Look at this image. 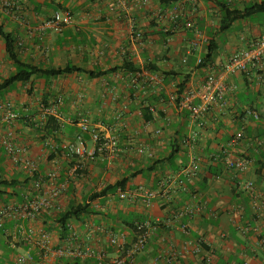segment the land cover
Returning <instances> with one entry per match:
<instances>
[{
  "label": "crops",
  "instance_id": "0c3cea01",
  "mask_svg": "<svg viewBox=\"0 0 264 264\" xmlns=\"http://www.w3.org/2000/svg\"><path fill=\"white\" fill-rule=\"evenodd\" d=\"M2 1L0 25L16 40L18 56L24 62L41 68L69 65L110 72L96 78L85 72L53 78L34 76L5 90L0 95V169L4 177L21 182L32 178L2 144L6 135L25 145V158L38 165L44 177L42 193L61 182L69 183L68 191L56 199L61 211L124 176L132 175L126 190L136 191L142 186L157 189L166 180L181 177L182 169L197 155L203 166L198 178L186 181L185 187L152 204L147 205L140 198L122 199L119 192L92 202L91 215L71 221L80 242L113 256L112 232L150 221L160 226L153 230L149 244L138 258L139 264H156L159 253L169 254L173 248L180 252L184 264H206L208 252L213 264H264L263 248L257 247L255 254L248 252L256 245L255 235L243 236L238 231L239 224L253 219L244 183L258 180L259 165H264V145L260 149L257 145L259 140L264 142V85L240 74L225 75L223 66L231 54L264 34V12L253 11L264 0H20L24 8L18 19L11 17ZM223 4L248 14L222 30L227 21ZM58 10L70 11L72 22L60 31L40 32L38 28ZM198 31L203 39L195 48ZM211 42L216 46L215 52L206 61ZM126 63L132 69L157 73L164 84L147 77L137 89L131 88L129 78L133 71L125 69ZM153 66L155 70H150ZM113 69L117 71L111 72ZM15 71L6 41L0 35V84ZM209 74L225 77L229 88L224 98L226 105L206 112L200 125L190 124L188 113L178 111L170 97L177 95L178 86L184 82L187 88L181 96L199 89ZM106 81L115 86L112 93L103 87ZM58 102L59 110L65 114L86 116L103 136L118 137L120 156L97 154L80 159L40 142L31 123L45 126L47 110ZM6 104H11L19 115L11 123L4 122ZM140 109L144 116L138 115ZM147 110L150 114L145 113ZM123 111L127 118L119 121ZM255 113L260 115L259 120ZM145 114L151 117L150 125L146 124ZM62 128L59 139L82 144L77 141L78 128L71 136L68 130L72 126ZM159 129L161 133L156 132ZM242 129L245 135L236 153L250 158L251 167L244 173L227 172L222 176V168L209 170L207 158L220 153ZM130 134L136 138L130 140ZM85 143L89 150L94 148L89 136ZM140 147L147 148V153L138 152ZM59 164L64 167L59 179H49L47 175ZM80 164L83 173L76 175ZM3 190L8 194L0 198V206L24 203L38 192L33 181L18 187L19 195L11 189ZM241 205L245 210L239 214ZM57 213L55 209L43 210L34 220L19 214L9 218L5 225L12 230L13 237L6 238L0 231V264H16L18 255L27 253L33 254V264H75L73 257L53 254V250L66 246L67 238L56 221ZM183 223L190 226L189 233L179 229ZM41 228L51 234L50 248L43 251L39 246ZM201 237L209 244L202 254H195L193 248ZM186 244L190 246L188 250L184 249ZM92 262L98 264L96 260L85 264Z\"/></svg>",
  "mask_w": 264,
  "mask_h": 264
},
{
  "label": "built area",
  "instance_id": "2783aa9c",
  "mask_svg": "<svg viewBox=\"0 0 264 264\" xmlns=\"http://www.w3.org/2000/svg\"><path fill=\"white\" fill-rule=\"evenodd\" d=\"M13 19H18L23 11V4L20 0H3L1 3ZM72 22V14L67 10H58L54 13L52 18L44 22L38 29L40 32L47 30L60 31L64 25ZM203 39L201 31H198L197 38L193 43L196 48ZM225 75L240 74L245 76L249 81L256 82L258 85H264V34L252 41L250 45L233 54H231L223 63ZM119 78V74H115ZM149 77V79L157 82L160 85L164 84V79L157 73L151 71H136L130 74L131 88L137 89L142 80ZM106 91L112 93L114 85L110 81L103 83ZM163 87V86H162ZM229 91L226 85L225 77L209 74L202 86L196 90H190L179 98L178 94L170 97V103H173L178 111L187 112V118L190 124L200 125L201 121L209 110L216 106L226 105L225 95ZM169 99V98H168ZM164 101H167V99ZM169 104V103H168ZM61 102H58L54 108L47 110L48 115H53L59 124L63 126H75L79 129L77 141L82 143L77 145L71 140L64 139H48L47 145L52 149H59L65 151L68 156L77 155L80 159L95 157L97 154L105 155L109 158H117L121 154V143L116 136H103L98 128L92 126L91 120L86 117H74L65 114L59 110ZM152 110V108H151ZM4 122L11 123L19 118L17 112L12 108L11 104H6ZM139 116H144V110L138 111ZM254 117L259 120L260 115L255 113ZM127 118L125 111L118 116L119 121H124ZM146 124L150 125L151 120H147ZM161 133V130H157ZM245 135V129L235 135L231 141L225 146L222 151L216 155L209 156L206 160L208 168H222L220 176L227 172L244 173L252 165V160L247 156H239L236 153L237 147L241 144ZM89 136L90 140L94 142V148L89 150L86 146V138ZM130 140L136 138L135 134L129 135ZM2 144L5 146L7 152L12 156L13 161L22 166V168L32 175L34 178L35 190L38 191L33 196V199L27 200L24 203L11 202L4 206H0V231L6 238H12V230L5 225L6 221L14 215H21L27 220L37 219L39 214L43 211L55 209L61 212L60 207H57L56 199L66 193L69 189L68 182H61L57 186L51 188L48 192L42 193L44 177L39 172V167L36 163L31 162L25 158L26 146L19 144L12 140L9 135L2 137ZM258 148L263 147L264 142L259 140L257 142ZM193 149L196 146L193 144ZM140 153H147V148L140 147ZM78 165L77 168L82 167ZM76 168V169H77ZM64 167L59 164L54 171L47 176L49 179H59L61 171ZM75 169V170H76ZM203 166L197 155H194L192 162L185 166L181 173L182 176L177 179L166 180L157 189H150L147 187H140L136 191L119 190V195L122 199L140 198L145 204H152L158 198H165L177 188L185 187L186 181H191L201 174ZM244 190L247 198L251 203L253 210V219L238 225V231L243 236L250 234L255 235L256 245L248 248V252L256 253L257 247L264 249V165H259L258 180H248L244 183ZM245 210L241 205L239 207V214ZM62 226V225H61ZM160 225H156L150 221H142L137 223L129 230L119 232H112L110 234V244L113 246L114 255H109L108 252L97 250L96 248L84 246L80 242L78 231L74 225L69 222L62 226L67 233L66 246L53 250V254L57 257L70 256L80 262L88 260H96L98 264H139L138 258L140 254L146 249L152 238V232ZM179 229L185 233L190 232V226L186 223L179 224ZM22 230L18 231L21 233ZM40 236L39 246L41 251L50 248L51 234L48 230L41 228L38 230ZM209 242L205 237L199 238V242L194 246L193 253L202 254L203 250L207 248ZM189 244L184 246L185 250L189 249ZM204 261L206 264H213L214 259L208 252L205 255ZM34 256L32 253L20 254L17 257L16 264H33ZM156 264L164 262L165 264H184L182 256L178 250H173L169 254L159 253L155 258ZM232 264V263H230ZM239 264H249L243 262Z\"/></svg>",
  "mask_w": 264,
  "mask_h": 264
},
{
  "label": "trees",
  "instance_id": "16d2710c",
  "mask_svg": "<svg viewBox=\"0 0 264 264\" xmlns=\"http://www.w3.org/2000/svg\"><path fill=\"white\" fill-rule=\"evenodd\" d=\"M222 9L225 12L227 21L224 22L223 26H222V30H226L228 29L231 25H233L234 22H236L237 20L243 18L246 14H248V12H240L237 10H232L228 5L223 4L222 5ZM253 11L257 12V13H261L264 12V2L257 4L256 7L253 9ZM0 35L5 39L6 41V50L8 53L9 58L14 62L15 66H16V71L8 78L6 79L3 83L0 84V95L7 90L12 84L17 83V82H27L29 81L32 77L37 76V77H47V78H53V77H60L72 72H85L86 74H88L90 77L92 78H96V77H101L103 75H107L110 72L106 71V72H102V71H91V70H82L79 69L77 67L74 66H64V67H57V68H41L38 66H34L31 64H28L26 62H24L17 53V43L16 40L14 39V37L12 36V34L10 32H7L5 30V28L3 26L0 25ZM215 44H213V42L210 43L209 45V52L208 55L206 56V61L211 60L213 57V52H215ZM126 70H131L133 72L136 71H140V69H132L130 67V64L126 63L125 66ZM150 70H155V67H151ZM112 71H117V69H113ZM169 75V74H168ZM179 90L177 91V94L179 96V98L181 97V94L184 93V91L187 88L186 83H182L180 86H178ZM154 95V94H153ZM160 96H163V94H161ZM149 110H147L145 113H148ZM145 114V119L147 120H151V117ZM45 126L44 125H38V123L34 122L31 123V127L34 128V130L37 133V139H39L40 142L42 143H46L48 139H59V134L62 133L63 128L62 126L59 124V122L57 121V119L53 116V115H47L45 117ZM77 127L72 126V128H70L69 131V136H71L73 133L76 132ZM72 142H74L71 139ZM74 162V165L75 166ZM81 166V165H79ZM212 168H210L209 170H211ZM76 175H80L83 173L82 170H79V168H77L75 170ZM137 174V173H136ZM132 175L129 176H124L122 177L120 180H118L115 184H110L107 185L104 189L102 190H97L96 192L87 195L84 200L82 202H77L74 201L72 204H70V206L64 210H62L61 212L57 213V218L56 221L60 224V225H65L69 222H71L72 220H83L84 218H86L87 216L92 214V202H94L95 200L101 199L105 196H107L110 193H117L119 190L125 191L127 189V184L130 180ZM32 181H34V178L32 177L31 179H26L25 181L21 182L20 180L17 179H11L8 180L4 177V175L2 174V171L0 169V198L3 196H6L8 194L7 191L3 190V189H11L13 190V194L15 195H19L18 192L16 191L18 189V187L21 186H25L26 184L31 183ZM135 226V225H134ZM133 226V227H134ZM75 264H85V262H80V261H76ZM92 264H97L95 262H92Z\"/></svg>",
  "mask_w": 264,
  "mask_h": 264
},
{
  "label": "rangeland",
  "instance_id": "374dc122",
  "mask_svg": "<svg viewBox=\"0 0 264 264\" xmlns=\"http://www.w3.org/2000/svg\"><path fill=\"white\" fill-rule=\"evenodd\" d=\"M13 140V139H12ZM14 141V140H13ZM0 142H1V140H0Z\"/></svg>",
  "mask_w": 264,
  "mask_h": 264
}]
</instances>
